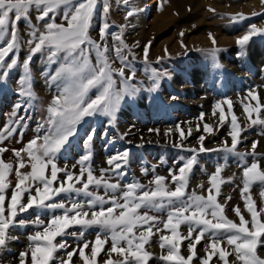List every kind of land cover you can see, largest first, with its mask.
I'll return each instance as SVG.
<instances>
[{
	"label": "snow or ice",
	"instance_id": "1",
	"mask_svg": "<svg viewBox=\"0 0 264 264\" xmlns=\"http://www.w3.org/2000/svg\"><path fill=\"white\" fill-rule=\"evenodd\" d=\"M123 3L127 6L129 0H123ZM261 3L264 4V0ZM98 6L104 23L99 28V39H94L90 29ZM110 8V0H0V88L6 86L11 72L18 68L20 74L16 94L21 98L13 106V119L0 130V143L12 137L17 127L26 122L28 111L34 108V101L38 99L33 90L31 70L34 57L39 54L45 58L46 65H57L54 71H49L47 66L44 71L46 83L50 87L54 85L56 92L44 109L46 115H42L37 122L35 136L23 148L12 149L16 160L14 187L7 180L13 171V164L0 158V253L18 239L13 230L31 226L35 231L27 236L25 250L18 253V264H74L73 257L77 252L82 264H98L97 258L102 252L107 256L103 264H149L152 253L145 246L155 229L157 233L162 230L170 232V235L159 236V246L164 250L159 259L164 264H193L194 260H198L199 264H210L214 257L220 264H264V255L259 252L264 248V202L257 210L256 202L250 195V189L258 182L262 186L261 197L264 198V169L256 152L257 141L252 142V151H237L244 129L232 112L231 100L216 103L212 113L215 116L219 111L221 124L226 120L223 104H227L228 112L232 113L230 146L225 141L219 149H205V137L201 135L200 148L187 149L193 155L181 157V161L177 162L180 163L179 168L169 170L170 180L153 175L147 185L139 180L122 184L121 180L127 175L124 169L130 155L128 150L109 157V167L100 169L99 176L95 175L91 166L95 129L87 133L83 142L84 153L72 165V169L79 166V173L69 169L67 164L58 166L57 161L70 149L87 118L107 117L109 123L115 126L122 105L134 100L142 89V84L136 82L135 56L125 43L123 26L119 33L109 31L107 17ZM33 10L36 13L35 23ZM143 10L130 8L125 19ZM262 14L253 12L252 16ZM58 17L60 22H57ZM228 19L232 23H241L249 17L236 14ZM21 21L29 29L26 40L18 29ZM257 37L264 38V26L250 24L235 41L238 58L246 57L250 43ZM209 38L213 46L196 51L211 57L215 66L220 68L218 55L222 49L216 46L211 33ZM151 43L149 41L144 46L143 53L145 72L151 81L147 90L156 92L161 78L167 73L150 67L148 56ZM25 46L28 54L21 62L18 56ZM10 54L12 58L9 62L6 58ZM129 55H132L131 60ZM116 61H119V67L113 66ZM93 90L96 93L94 97L90 95ZM248 98L256 104L243 105L250 122L247 126L264 127V117L261 116L264 104L260 102L259 94L254 89L250 90ZM21 109L25 112L23 116L18 115ZM203 118L204 113H201L200 119ZM203 131L210 133L212 129L205 123ZM20 135L22 138L23 133ZM167 135L168 132H165ZM180 135L181 142L174 147H184L186 137L183 130ZM188 135H191V130ZM6 151L7 148L0 147V156ZM206 151H223L239 157L243 185L240 194L250 219L245 218L239 205L233 208L239 221L228 218L225 205L218 202L221 185L225 183L220 175L226 164H218L210 176L207 195L188 191L197 154ZM22 153L28 157L30 171L21 172L26 166ZM248 156L252 157L250 165L247 163ZM142 171L148 174L147 169ZM60 173H63L62 178ZM172 184L174 189L170 187ZM10 187L9 198L7 192ZM100 189H103V194H100ZM62 195L64 199L58 200L57 197ZM149 213H166L167 218L163 220ZM33 214L34 219L28 218ZM181 225L187 226L186 236L179 231ZM74 226H79L80 230L68 231ZM93 227L99 229L94 241L84 240L85 232ZM69 237L82 243L68 251L71 247ZM184 240L188 241L187 256L181 254ZM109 241L110 248L105 249ZM201 241H204V256L197 253V245ZM86 249H90L88 254ZM113 254L118 259H113ZM229 257L233 259L230 261Z\"/></svg>",
	"mask_w": 264,
	"mask_h": 264
},
{
	"label": "rangeland",
	"instance_id": "2",
	"mask_svg": "<svg viewBox=\"0 0 264 264\" xmlns=\"http://www.w3.org/2000/svg\"><path fill=\"white\" fill-rule=\"evenodd\" d=\"M110 2L111 8L107 17L110 25L109 31L119 33L123 26V38L131 49L132 55L135 56L133 64L136 69V82L142 84V89L134 100H128L122 105L117 113L115 126L109 123L107 117L87 118L80 126L79 133L73 139L70 149L57 161L58 166L64 167L67 164L69 169L78 174L79 166L72 169V165L76 164L80 155L84 153L83 142L87 133L95 129V137L91 145V166L95 175L99 176L100 169L109 167L107 163L109 157L128 150L130 155L124 169L127 175L121 180L122 184L139 180L147 185L153 175L165 176L170 180L169 170L179 168L180 163L177 162L181 161V157L188 158L193 155L187 149L200 148L199 137L201 135L205 137L203 141L205 149H219L225 141L230 146L232 113L228 112L227 104H223L226 120L222 124L219 120V111L215 116L212 113L216 103L231 100L232 112L237 116L240 127L244 129L240 137L242 142L238 144L237 151L250 152L252 142L257 141L256 152L259 154L260 166L264 169V127L259 125L248 127L250 122L243 107L244 104L255 106L256 101L246 99L248 92L253 89L259 94L260 102L264 104V38H254L247 49L246 57L242 59L237 57L238 47L235 43L250 24L254 23L258 27L264 26V14L252 16L253 12L264 13V4L261 0H167V2L129 0L127 6L124 5L123 0L119 2L110 0ZM130 8L144 10L126 20L125 16ZM236 14H244L249 19L241 23L230 22L228 17ZM35 15L33 10L34 23ZM57 22H60L59 17ZM103 23L104 16L98 6L90 29V35L94 39H99V28ZM156 23L159 25L164 23L165 26L161 27L158 33L153 28ZM18 29L22 38L26 40L29 29L23 21L18 24ZM209 33L215 38L216 46L222 49L218 55L220 68L215 66L211 57L201 51H196V49H209L213 46ZM149 41L152 42L148 56L150 67L161 73H167L161 78L156 92L147 90L151 86V81L148 73L145 72L143 50ZM109 45H111L110 37ZM27 54L28 49L25 46L19 52V61L22 62ZM132 55H129L130 60ZM11 58L10 54L6 59L10 62ZM158 58L159 62H157ZM46 66L49 71H54L57 67V65H46L45 58L37 54L31 63V70L33 90L38 99L34 101V108L28 111L26 122L17 127V132L12 137L0 143V147L8 149L0 158L13 164V171L7 177L12 187L16 182V160L12 149L23 148L35 136L34 130L37 122L42 115H46L44 109L56 92L54 85L50 87L46 83L44 75ZM113 66L119 67V61H116ZM19 74L18 68L12 71L6 86L0 88V130H3L9 120L13 119L11 117L13 106L21 99L16 94ZM95 94V90L90 93L93 97ZM201 113H204L203 120L200 119ZM18 115H25L24 110L21 109ZM261 116L264 117V111ZM253 118H255V113H253ZM205 123L211 127L210 133L203 131ZM181 130L186 137L183 140L184 147H174V144L181 142ZM189 130H191V135H188ZM21 132L23 133L22 138ZM165 132H168L167 136ZM22 156L26 166L21 169V172L30 171L26 153H22ZM247 163L249 165L252 163L251 156L247 157ZM218 164H226L220 175V179H223L225 183L221 185V192L217 197L218 202L225 205V214L228 218L239 221L233 212V208L239 205L245 218L250 219L240 194L243 187L242 168L239 166V157L235 155L223 151L198 153L197 163L190 174L188 191L195 190L198 194L207 195L210 176L215 172ZM142 169H147L148 174L145 175ZM59 175L63 177V173ZM230 178L231 182H228ZM201 185L203 187H200ZM170 187L174 189L175 185L172 184ZM99 191L103 194V189ZM261 191L262 186L258 182L250 189V195L256 202L257 210L264 202ZM10 195L11 187L7 192L9 198ZM228 197L231 199L229 200ZM57 199H64V197L62 195ZM149 214L160 216L163 220L167 218L166 213ZM28 218L34 219V214ZM160 228L163 229L162 224ZM79 230V226H74L68 231L78 232ZM34 231L35 229L31 226L13 230V235L18 239L12 241L6 251L0 253V264H18V253L25 250L28 243L27 236ZM98 231L99 229L95 227L88 229L84 240L94 241ZM153 231L154 235L149 244L145 246L146 250L152 253L149 264H164L159 259L164 254V250L159 246V236L170 235V232L162 230L157 233L155 229ZM179 231L186 236L187 226L181 225ZM68 243L71 245L68 251H71L82 241L69 237ZM187 243L188 241L184 240L181 244V254L185 256L188 255ZM107 248H110V241L105 245V249ZM85 252L88 254L90 249H86ZM259 252L264 255V248L259 249ZM197 253L198 256L205 255L204 241L197 245ZM60 255L63 256L64 253L61 252ZM106 259L107 256L102 252L97 258L98 264H103ZM113 259H118V257L113 254ZM232 259L229 257L230 261ZM73 261L74 264H82L78 259V252L73 257ZM193 264H199V261L194 260ZM210 264H220V262L214 257Z\"/></svg>",
	"mask_w": 264,
	"mask_h": 264
},
{
	"label": "bare ground",
	"instance_id": "3",
	"mask_svg": "<svg viewBox=\"0 0 264 264\" xmlns=\"http://www.w3.org/2000/svg\"><path fill=\"white\" fill-rule=\"evenodd\" d=\"M259 10V9H258ZM163 21H165V20H163ZM161 27H165L164 26V23H161L160 25H159V23H156L155 24V26L153 27L154 28V30H156V33H158V31L161 29ZM204 44V43H203Z\"/></svg>",
	"mask_w": 264,
	"mask_h": 264
},
{
	"label": "crops",
	"instance_id": "4",
	"mask_svg": "<svg viewBox=\"0 0 264 264\" xmlns=\"http://www.w3.org/2000/svg\"><path fill=\"white\" fill-rule=\"evenodd\" d=\"M260 10V9H259Z\"/></svg>",
	"mask_w": 264,
	"mask_h": 264
}]
</instances>
